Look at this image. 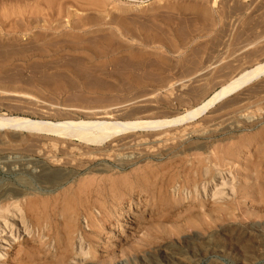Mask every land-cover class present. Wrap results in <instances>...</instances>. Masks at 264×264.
I'll use <instances>...</instances> for the list:
<instances>
[{
	"label": "rangeland",
	"instance_id": "1",
	"mask_svg": "<svg viewBox=\"0 0 264 264\" xmlns=\"http://www.w3.org/2000/svg\"><path fill=\"white\" fill-rule=\"evenodd\" d=\"M263 60L264 0H0V116L172 119ZM47 141L0 128V264H264V75L60 163ZM20 158L74 178L33 194Z\"/></svg>",
	"mask_w": 264,
	"mask_h": 264
},
{
	"label": "bare ground",
	"instance_id": "2",
	"mask_svg": "<svg viewBox=\"0 0 264 264\" xmlns=\"http://www.w3.org/2000/svg\"><path fill=\"white\" fill-rule=\"evenodd\" d=\"M164 13V12H163ZM192 13V12H191ZM152 16V15H151ZM157 17V16H156ZM193 18V17H192ZM151 20V19H150ZM169 20V19H168ZM159 25V24H158ZM155 28V27H154ZM176 32V31H175ZM106 40V39H105ZM110 40V39H109ZM93 47V46H92ZM210 72V71H209ZM173 74V73H172ZM192 74V73H191ZM264 75V60L258 62L253 67L241 71L238 75H236L233 79L224 84L221 88L214 91L207 99H205L199 105L189 109L184 114L178 115L172 119L166 120H158V121H112L111 115L112 111L102 112V116H98L96 118L89 119H79L76 116H71L68 119L62 121H45V120H36L26 117H17V116H0V128L12 129L15 131L26 130L33 133L43 135L48 141L45 142L47 144L48 149L45 154L46 159L50 162L60 163L62 158H57V154L55 155L53 152L58 150V147L63 145L66 141H77L82 145L88 146H100L103 142L112 140L116 136H119L123 133H127L128 131L143 129V130H158L164 129L168 127H174L179 125H184L193 121H196L200 116H203L213 106H215L218 102H221L225 98L231 96L235 92L241 90L246 85L250 84L257 78ZM218 77V76H217ZM202 80V79H201ZM172 88V87H171ZM125 110V109H124ZM102 111V110H101ZM122 111V110H121ZM89 112V111H87ZM114 112V110H113ZM125 112V111H124ZM81 113V111L79 112ZM112 113L111 115H109ZM89 114V113H88ZM124 114V113H123ZM131 114V113H130ZM71 115V114H70ZM79 116V115H78ZM89 116V115H88ZM113 119V118H112ZM195 133V132H194ZM32 138V137H31ZM36 138V137H35ZM32 140V139H31ZM121 140V139H120ZM130 140V139H129ZM157 140V139H156ZM133 141V140H132ZM145 141V140H143ZM116 142V141H115ZM126 142V141H125ZM142 142V140H141ZM44 143V144H45ZM68 143V142H66ZM111 143V142H110ZM73 144V143H72ZM128 144V143H126ZM126 144H122L119 140L116 143H113L115 146H124ZM38 145V144H37ZM43 145V144H42ZM66 145V144H65ZM79 145V144H77ZM132 145V144H131ZM85 146V147H86ZM110 146V145H109ZM133 146V145H132ZM42 147V146H41ZM62 147V146H61ZM75 149L77 148L74 147ZM72 146L67 149L66 155H73V150H75ZM34 149V148H33ZM107 149V148H106ZM63 150V149H62ZM78 150V149H77ZM80 150V149H79ZM100 150V149H99ZM104 150V149H103ZM120 150V149H119ZM123 150V149H122ZM41 151V150H40ZM76 151V150H75ZM81 151V150H80ZM84 151V150H83ZM82 151V152H83ZM87 151V150H86ZM85 151V152H86ZM90 151V150H89ZM93 151V150H92ZM105 151V150H104ZM37 152V151H36ZM43 152V151H42ZM65 152V151H62ZM94 152V151H93ZM130 152V151H129ZM92 152H90L91 154ZM97 153V152H96ZM94 153V154H96ZM119 153V152H118ZM87 154V153H86ZM88 153V155H90ZM100 154V153H99ZM116 154V153H115ZM124 154V153H123ZM64 155V154H63ZM98 155V154H97ZM106 155V154H105ZM43 156V155H42ZM44 156V157H45ZM82 156V155H80ZM84 156V155H83ZM102 156V155H101ZM117 156V155H116ZM23 157V156H22ZM59 157V156H58ZM93 157V156H92ZM97 157V156H96ZM65 158V157H64ZM91 157H89L90 159ZM95 158V157H93ZM13 159V158H12ZM40 159V158H39ZM68 159V158H67ZM117 159V158H116ZM120 159H124L120 158ZM64 160V159H63ZM8 162V161H7ZM6 162V163H7ZM75 162V161H74ZM77 162V161H76ZM69 163V162H68ZM72 163V162H71ZM1 164V163H0ZM4 164V163H3ZM74 164V163H72ZM76 164V163H75ZM78 164V163H77ZM76 164V165H77ZM3 165H0L2 167ZM5 166V165H4ZM45 161L38 160L37 158H20L9 161L7 163V167L19 174H26L30 178L31 183H33V194H39L41 196L50 195L51 192H54L57 189L58 184H62L63 180L74 178V173H66V175H62V178L54 176L52 174H48L49 169L47 167ZM60 167V166H59ZM3 168V167H2ZM8 169V170H9ZM64 170V168H62ZM67 169V168H66ZM103 169V168H102ZM6 170V168H5ZM63 170H61L63 172ZM90 172V171H89ZM88 172V173H89ZM61 173V172H60ZM93 173V172H92ZM55 174H59L56 172ZM84 174V173H83ZM148 174V173H147ZM150 175V174H149ZM158 177V176H157ZM139 178V177H138ZM55 179V180H52ZM140 179V178H139ZM138 179V180H139ZM79 180V179H78ZM96 180V179H95ZM74 181V180H73ZM68 183V182H67ZM81 183V182H80ZM84 183V182H83ZM140 183V182H139ZM60 184V185H61ZM70 184V183H69ZM117 184V183H116ZM143 184V183H142ZM91 185V184H90ZM145 186V185H144ZM59 189V188H58ZM72 189V188H71ZM77 189V188H75ZM92 189V188H91ZM30 191V190H29ZM59 191V190H58ZM63 191V190H62ZM20 194V192H18ZM60 193V192H59ZM5 194H0L1 196H5ZM69 194V192H68ZM8 195V194H7ZM29 195V193H28ZM130 195V194H129ZM9 196V195H8ZM52 196V195H50ZM62 195L60 194V197ZM131 196V195H130ZM59 197V199H60ZM66 197V196H65ZM76 197V196H75ZM21 198V197H20ZM46 198V197H45ZM48 198V197H47ZM54 198V197H52ZM77 198V197H76ZM50 199V198H48ZM58 199V198H57ZM152 199V198H151ZM37 200V199H36ZM41 200V199H40ZM153 200V199H152ZM1 201V200H0ZM59 201V200H58ZM49 202V201H48ZM60 203V202H59ZM58 203V204H59ZM77 203V202H76ZM16 204V203H15ZM46 204V203H45ZM53 205V202L51 203ZM38 205V204H37ZM20 206V205H19ZM23 206V205H22ZM35 206V205H34ZM44 206V205H43ZM49 206V204L47 205ZM44 206V209H46ZM50 207V206H49ZM63 207V205H62ZM62 210H67V205L64 206ZM69 207V206H68ZM159 207V206H158ZM37 208V207H36ZM39 208V207H38ZM54 208V206H53ZM161 208V207H160ZM49 212H51L50 208H48ZM58 210V209H57ZM64 210V211H65ZM158 210H160L158 208ZM55 209H52V212ZM41 212V211H40ZM44 212V211H43ZM47 212V210L45 211ZM61 212V211H60ZM48 213V212H47ZM46 213V214H47ZM45 215V220L46 219ZM58 214V213H57ZM48 215V214H47ZM52 215V214H51ZM67 216V215H66ZM43 217V216H42ZM53 217V216H52ZM89 217V216H88ZM56 219V218H55ZM65 219V218H64ZM101 219V218H100ZM36 220V218H35ZM99 221V220H98ZM40 223V222H39ZM58 223V222H57ZM52 226V225H51ZM69 231V230H68ZM76 232V231H75ZM71 236V235H70ZM65 239V238H64ZM64 242V241H63Z\"/></svg>",
	"mask_w": 264,
	"mask_h": 264
}]
</instances>
